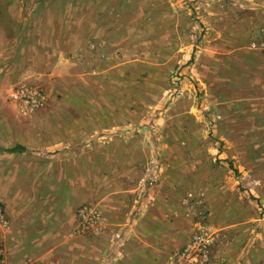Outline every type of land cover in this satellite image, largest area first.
Segmentation results:
<instances>
[{
    "label": "rangeland",
    "instance_id": "obj_1",
    "mask_svg": "<svg viewBox=\"0 0 264 264\" xmlns=\"http://www.w3.org/2000/svg\"><path fill=\"white\" fill-rule=\"evenodd\" d=\"M263 94L264 0H0V194L159 189L167 264L191 237L182 219L214 232L210 264H264ZM86 203L92 232L102 214Z\"/></svg>",
    "mask_w": 264,
    "mask_h": 264
},
{
    "label": "crops",
    "instance_id": "obj_2",
    "mask_svg": "<svg viewBox=\"0 0 264 264\" xmlns=\"http://www.w3.org/2000/svg\"><path fill=\"white\" fill-rule=\"evenodd\" d=\"M257 100L264 109V94ZM132 137L136 143L141 141L137 135ZM134 150L138 155L145 154L144 147ZM132 155L136 156L134 151ZM132 165L135 168L130 170L135 172L136 159ZM81 186L84 190L80 197L71 191L36 198L0 194L10 222L0 233L7 264H117L122 260L121 264L128 260V264H167L165 257L173 249L168 242L169 226L157 212L162 205V191L155 189L141 196L135 184L123 181L94 187L96 191L88 196L85 179ZM82 203L91 204L102 214L101 223L92 232L79 231L76 209ZM187 224L182 219L180 231L192 236L193 229L186 228ZM182 242L174 249L181 248Z\"/></svg>",
    "mask_w": 264,
    "mask_h": 264
},
{
    "label": "built area",
    "instance_id": "obj_3",
    "mask_svg": "<svg viewBox=\"0 0 264 264\" xmlns=\"http://www.w3.org/2000/svg\"><path fill=\"white\" fill-rule=\"evenodd\" d=\"M37 91V90H36ZM24 96H33L36 92H25L22 89L15 91ZM37 96V94H36ZM142 185L154 187L160 178V166L156 159H151L145 166ZM86 214V211L82 210ZM0 226L6 227L7 222L0 206ZM215 241V235L211 228L200 227L184 245L171 254V261L175 264H210L211 248ZM0 264L5 262L4 250L0 247Z\"/></svg>",
    "mask_w": 264,
    "mask_h": 264
},
{
    "label": "trees",
    "instance_id": "obj_4",
    "mask_svg": "<svg viewBox=\"0 0 264 264\" xmlns=\"http://www.w3.org/2000/svg\"><path fill=\"white\" fill-rule=\"evenodd\" d=\"M28 150V147L23 144H17L14 147H10L7 149L8 152L14 153V152H25Z\"/></svg>",
    "mask_w": 264,
    "mask_h": 264
}]
</instances>
